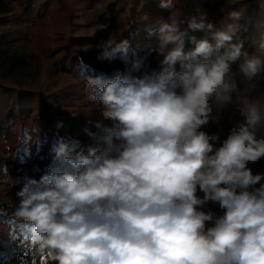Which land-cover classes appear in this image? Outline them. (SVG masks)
Here are the masks:
<instances>
[{
	"label": "clouds",
	"instance_id": "clouds-1",
	"mask_svg": "<svg viewBox=\"0 0 264 264\" xmlns=\"http://www.w3.org/2000/svg\"><path fill=\"white\" fill-rule=\"evenodd\" d=\"M178 2L160 0L169 16L147 30L158 70L87 78L94 145L58 141L39 179L0 165V183L22 185L31 264H264V0L259 18L247 0H209L218 20ZM98 48L136 54L114 35Z\"/></svg>",
	"mask_w": 264,
	"mask_h": 264
},
{
	"label": "rangeland",
	"instance_id": "rangeland-1",
	"mask_svg": "<svg viewBox=\"0 0 264 264\" xmlns=\"http://www.w3.org/2000/svg\"><path fill=\"white\" fill-rule=\"evenodd\" d=\"M14 12L0 18V38L15 41L21 51L32 57L38 67L34 81L27 82V89L35 91L40 106L32 104L31 116L35 117L30 122L32 131L28 137L27 145L17 153H12L2 145L0 140V165L7 166L13 178L25 175L39 179L52 163V148L59 141L57 133L61 128H72L85 139L82 149L94 145V140L86 133L85 129L93 131L94 115L96 109L86 101V91L78 93V100L83 101L78 109L65 106V100H59L61 92L68 87L69 79L58 73L55 64L54 44L56 39H63L66 44L76 34L91 36L99 29L110 34V28L96 25L89 28L91 15L95 8L94 3L85 0H13ZM250 14L259 18L261 0H247ZM32 3L31 5H29ZM209 11L210 19L218 20L217 12ZM77 35V34H76ZM86 50V49H84ZM18 83L22 79L18 78ZM8 85L14 83L5 81ZM17 86V84H14ZM264 86H260L257 95L264 96ZM28 107V102L23 99ZM70 102V100L68 101ZM67 102V103H68ZM30 104V102H29ZM55 117L60 123L53 132L52 126L44 124L42 115ZM238 118V117H237ZM92 119V120H91ZM229 124L225 123V131ZM38 130V131H34ZM214 130V129H213ZM22 185L10 188L0 183V264H31V256L25 255L27 248L21 244L27 229L23 223L14 216L15 206L19 203L16 192ZM10 233L18 238L10 240Z\"/></svg>",
	"mask_w": 264,
	"mask_h": 264
},
{
	"label": "trees",
	"instance_id": "trees-1",
	"mask_svg": "<svg viewBox=\"0 0 264 264\" xmlns=\"http://www.w3.org/2000/svg\"><path fill=\"white\" fill-rule=\"evenodd\" d=\"M87 1L95 5V8L89 7V10H94L90 24L87 26L89 28L96 25L109 27L110 34H106L103 29L95 31L91 36L76 33L77 35L75 34L68 44L63 39L57 38L52 52L58 73L69 79V85L61 92L59 100H65L64 105L74 109L84 106L83 101L78 100V93L85 91L88 77L103 75L111 78L117 72L140 76L144 72L158 70V58L155 53L147 50V45L155 38L150 37L147 30L155 29L158 21L167 20L169 16L167 10L160 8V0ZM177 6L182 9L184 17L187 18L196 14L197 9H205L208 8L207 6L215 13L219 4L210 3L209 0H179ZM13 12V0H0V18ZM110 35L116 36L118 40L129 39L136 54L132 55L130 52L127 61L98 60L100 53L98 45ZM20 47L15 41L0 38V140L2 145L12 153H17L30 140L28 138L32 131L30 122L35 120V117L31 116L30 107L32 104L40 106L35 91H29L26 87L27 82L34 81L36 78L38 67L32 57L22 52ZM18 78L22 79V83L17 82L20 80ZM6 80L14 83L8 85ZM23 99L28 102V107ZM91 105L96 109L92 132L98 133L96 122L102 120L100 106L92 103ZM42 118L44 124L52 126V132L60 123V120L47 114L42 115ZM103 123L110 122L103 121ZM61 130L57 133L59 141L73 144L78 149L82 148V142L85 141L82 134L79 135L72 128L64 125ZM252 167L254 171H264V161Z\"/></svg>",
	"mask_w": 264,
	"mask_h": 264
},
{
	"label": "snow or ice",
	"instance_id": "snow-or-ice-1",
	"mask_svg": "<svg viewBox=\"0 0 264 264\" xmlns=\"http://www.w3.org/2000/svg\"><path fill=\"white\" fill-rule=\"evenodd\" d=\"M15 236V234H13Z\"/></svg>",
	"mask_w": 264,
	"mask_h": 264
}]
</instances>
